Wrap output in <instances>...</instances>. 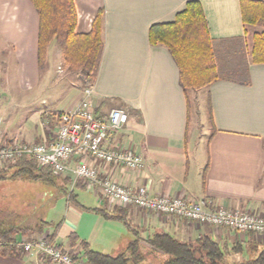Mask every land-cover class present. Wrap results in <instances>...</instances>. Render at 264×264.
Wrapping results in <instances>:
<instances>
[{
    "label": "crops",
    "instance_id": "1",
    "mask_svg": "<svg viewBox=\"0 0 264 264\" xmlns=\"http://www.w3.org/2000/svg\"><path fill=\"white\" fill-rule=\"evenodd\" d=\"M190 1L194 0H74L77 33H89L95 18L103 15L105 48L93 86L96 113L108 115L116 108L130 113L127 125L109 136V144L122 150L133 149L144 161L140 171L106 165L93 158L87 160L88 164L97 169L101 178L125 185L132 192L146 187L151 196L212 201L216 208L264 215V64L248 60L243 78L224 77L193 92L199 94L194 99H198L201 107L202 103L207 105L211 124L202 151L196 145L198 129L191 130L192 99L180 84L179 69L165 47L153 46L149 41L153 25L174 21ZM197 1L204 10L214 45L223 48L227 44L242 43L250 35L253 39L256 29L245 26L240 0ZM39 27L40 18L31 0H0V51L11 56L3 63H13L18 77L13 86L6 83L17 91H0V145L16 141L51 142L57 132L59 115L73 109L87 87L78 74L68 90L58 91L61 82L70 77L61 67V48H56L52 55L54 63L60 61L58 79L53 76L52 80L41 83ZM52 46L48 51L49 61ZM41 84L50 89L42 93ZM5 94L27 110V117L21 111L24 119L20 123V117L17 126L8 106L11 100L3 103ZM80 160L75 157L69 166L73 168ZM59 176L65 179V186L58 185L57 196L65 195L68 199L64 217L57 224L41 220L33 227L21 226L37 233L17 236L18 240L42 236L38 231L47 224L50 228H43V235L56 231L53 242L66 250L73 249L72 235L79 242L88 243L93 251L110 256L125 253L131 242L139 240L141 264L168 260L167 255L147 244L159 232L183 243H193L200 236L208 235L229 251L238 247L239 251L231 253V258L239 263L254 259L264 246L261 236L168 219L136 207L113 213L116 206L109 207L101 194L88 189L83 180L75 183L71 172ZM76 191H91L93 205L79 202ZM105 214L116 218L122 215L124 219L106 218ZM89 223L93 225L92 231L99 229L100 236L103 231L112 230L118 236L109 238L107 234L104 236L108 238L102 236L94 243L96 234H83ZM0 264L51 263L37 254L4 256L0 247Z\"/></svg>",
    "mask_w": 264,
    "mask_h": 264
},
{
    "label": "trees",
    "instance_id": "2",
    "mask_svg": "<svg viewBox=\"0 0 264 264\" xmlns=\"http://www.w3.org/2000/svg\"><path fill=\"white\" fill-rule=\"evenodd\" d=\"M31 1L40 18V67L45 63L50 46L57 43L61 48L62 67L70 73L82 75L87 87H93L105 48L103 15L99 14L95 18L89 33L79 34L76 31L77 11L74 0ZM240 2L245 26L256 29L250 52L251 62L264 64V0H240ZM149 41L151 45L165 47L170 52L179 69L180 84L185 93H197L224 78L218 71L213 48L214 40L210 37L202 5L197 0L188 2L184 10L176 15L174 21L153 25L149 31ZM10 167H17L31 174L39 172L34 177L45 181L51 180V176L54 175L49 167H40L30 158L20 159ZM113 209V213L125 210L119 207ZM104 216L124 219L122 215L117 218L106 214ZM48 227L50 228L49 224L43 228ZM43 228L38 231L40 235L44 233ZM36 233L37 231L25 227L5 229L0 223L1 253L4 256L22 257L26 252L19 246L20 240L17 236H31ZM49 236L53 242L56 231ZM70 240L71 247L79 249L87 264H141L143 260L139 240L131 242L127 251L119 256L93 251L88 243L79 242L76 235H72ZM147 244L168 256L164 264H264V246L254 259L239 263L231 258V253L239 251L238 247L229 251L208 235L200 236L193 243H183L170 234L159 232L149 238Z\"/></svg>",
    "mask_w": 264,
    "mask_h": 264
},
{
    "label": "built area",
    "instance_id": "3",
    "mask_svg": "<svg viewBox=\"0 0 264 264\" xmlns=\"http://www.w3.org/2000/svg\"><path fill=\"white\" fill-rule=\"evenodd\" d=\"M94 87H86L78 104L58 118V128L51 142H11L0 145V168L15 165L20 159L30 158L40 167H49L54 175L71 172L75 183L83 180L90 190H97L109 207H136L168 219H180L214 229L232 231L240 235L264 237V215L241 212L237 209L216 208L212 201L151 196L146 187L132 192L127 186L109 178H101L88 159L140 171L143 157L133 149H119L109 144V136L121 131L129 122L130 113L116 108L107 115H98L94 106ZM75 157L81 160L71 168ZM49 235L33 240H22L19 246L26 253L45 256L51 264H87L79 249H62Z\"/></svg>",
    "mask_w": 264,
    "mask_h": 264
},
{
    "label": "rangeland",
    "instance_id": "4",
    "mask_svg": "<svg viewBox=\"0 0 264 264\" xmlns=\"http://www.w3.org/2000/svg\"><path fill=\"white\" fill-rule=\"evenodd\" d=\"M252 40V36L250 35V37L242 43L237 42L227 44V46L224 45L223 48L218 44L214 45L213 43V48L216 53V61L218 63L217 67L221 76L233 78H243L245 76L244 72L246 65L248 64V60L251 61L250 52L253 45ZM56 48L60 47L57 43H54L49 52V55H51L50 61L46 58L45 63L41 67V83L45 80H52L53 76L54 79H58L56 78V73L58 67H60V61L54 63L55 59L52 58L53 51ZM1 53L2 51H0V63L5 62V60H9V58L11 59V56H9L8 53ZM0 69H2V72L0 70L2 76L0 79V91L2 93L7 90H12L13 92L17 91L15 87H10L6 84L10 83V85L13 86V83L18 82L17 71L15 70L16 66L13 63H3V65L0 64ZM63 73H66L71 78H65L64 82H61V86L58 91L68 90L71 86L70 82L77 80V77L80 75L70 73L67 70H63ZM63 75L66 76L65 74ZM40 87L39 91H42L43 93L45 86L41 84ZM52 88L54 89L55 87L53 86ZM49 89L50 87L48 86L45 91ZM190 95L192 99L191 130L192 132H196L198 129L196 132L198 135L196 145L198 144L202 148L207 142L206 135L210 132L211 127L207 115V105L202 103L201 107V104L197 101L198 99H194V96L199 94L190 92ZM2 100L3 103H7L11 100L8 106L10 108V114L16 118L15 126L19 124L20 117L22 118L20 123H22L24 119L22 116L25 115V117H27V114L25 113L27 110L24 108L21 109L20 106L16 104L15 98H9L8 94H5L2 97ZM21 111L24 112V115L21 114ZM203 150L204 148H202V151ZM10 166L11 165L7 164L0 168V223L3 224L5 229L21 226L33 227L39 225L38 223L41 220L54 222V224L60 222L67 210L68 202L65 195L57 196L59 193L58 185L60 187L65 186L63 185V181L65 180L63 176L53 175L51 176V180L45 181L34 177V175L37 176L39 172L31 174L29 172L21 171L17 167ZM67 193L69 194V190H67ZM76 193L78 195V200L80 197L79 202H83L85 206H91L95 202L91 191H76ZM92 229L93 225L89 223L83 234H91V232L92 234H96L94 243H96L97 240L100 241L102 236L105 237L107 234L109 238L112 236H118L115 234L116 231L114 230L111 232L103 231L100 236L99 229L96 231H92ZM108 237H105V239ZM73 249L78 248L75 247ZM107 250L109 251V249ZM229 261L231 262V260ZM160 264H164V262H161Z\"/></svg>",
    "mask_w": 264,
    "mask_h": 264
}]
</instances>
